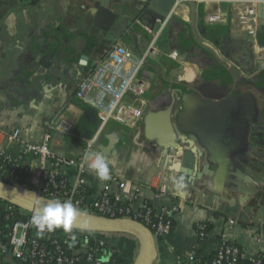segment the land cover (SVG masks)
<instances>
[{
  "label": "crops",
  "instance_id": "crops-1",
  "mask_svg": "<svg viewBox=\"0 0 264 264\" xmlns=\"http://www.w3.org/2000/svg\"><path fill=\"white\" fill-rule=\"evenodd\" d=\"M151 2L0 0V154H21L20 144L9 139L15 128L27 129L26 140L41 142L49 122L64 114L74 122V132L53 130L50 145L73 160L65 174L71 185L84 178L87 201L99 198L105 180L88 168L85 157L102 152L120 182L113 183V190L126 197L128 184L138 185L156 205H180L172 232L156 239L153 264H204L223 235L246 258L264 254V171L237 166L239 157L264 164V150L248 140L250 122L264 124V25L254 24L250 33L240 17L247 4L183 0L175 5L155 55L140 73L149 86L143 120L134 128L110 121L86 153L99 120L77 98V88L117 40L138 53L136 42L141 53L150 46L151 32L161 22L156 20L152 29L142 19ZM98 4L116 17L102 21L105 30L95 20ZM112 30L123 36L114 39ZM171 138L173 152L167 146ZM255 149L257 156L250 153ZM24 164L28 174L11 183L31 189L41 173L40 161L31 155ZM180 175L184 185L178 189L174 177ZM162 182L170 192L155 198ZM201 222L210 224L205 239L196 228ZM99 233L125 264L135 262L140 248L135 236Z\"/></svg>",
  "mask_w": 264,
  "mask_h": 264
},
{
  "label": "built area",
  "instance_id": "built-area-1",
  "mask_svg": "<svg viewBox=\"0 0 264 264\" xmlns=\"http://www.w3.org/2000/svg\"><path fill=\"white\" fill-rule=\"evenodd\" d=\"M180 1L183 0H176L175 5ZM228 1L247 4V9L241 12L240 17L244 24L251 27L250 33H255L254 24L264 25V0ZM166 21L167 18L160 22L157 30L151 32L150 46L142 53H138L121 40L114 42L107 54L96 60L93 70L80 82L76 96L96 110L99 120L95 135L88 140L86 153L90 152L92 145L110 121L134 128L143 120L147 103L143 96L149 86L146 80L140 78V73L147 58L156 53V42L163 32ZM211 21L217 22L218 16L212 17ZM171 56H174V53ZM136 99H142V104L136 103ZM74 128V122L64 114L55 116L49 122V130L45 132L41 142L26 140L23 132L27 129L15 128L9 134V139L20 144L21 154L18 157L0 154V157H5L8 161V165L2 167L7 174L17 173L14 178L16 179L21 172L18 170V162L23 155L37 156L41 173L30 190L38 196L48 200L71 201L78 210L88 213L112 218H132L146 225L155 239L169 235L173 230L180 205H156L152 199L143 195L142 187L138 185L128 184L130 191L128 196L124 197L112 189L113 183L119 180L110 172L101 195L93 201H87L83 195L81 187L85 183L84 178H80L76 184H70L65 168L71 166L73 160L58 153L50 144L53 130L70 135ZM121 185L124 186V183ZM169 192V184L162 182L157 186L154 196L160 198ZM5 206L8 211L6 218L12 221L5 239H2L4 231L0 222V264H97L101 256L109 253L111 259L108 264H115L114 255L117 252L106 246L107 242L100 238L99 232L77 228L65 232L62 228H57L38 235L36 227L31 223L33 212L8 202ZM208 224L201 222L196 225L201 239H205L208 234ZM72 236H75L74 243ZM5 256H10L12 261H6ZM204 264H264V254L259 253L246 258L242 248L223 235L213 258Z\"/></svg>",
  "mask_w": 264,
  "mask_h": 264
},
{
  "label": "water",
  "instance_id": "water-1",
  "mask_svg": "<svg viewBox=\"0 0 264 264\" xmlns=\"http://www.w3.org/2000/svg\"><path fill=\"white\" fill-rule=\"evenodd\" d=\"M176 0H152V2L148 5L145 15L146 17H142V19L149 24L150 28H155L156 20H165L171 10L173 9ZM97 6V5H96ZM112 14V10L109 7L102 6L98 4V13L96 15V23L101 28L102 21L110 22L112 19H115V16H109ZM109 20V21H108ZM160 24L156 26V30L159 28ZM103 29H107L103 27ZM110 34L115 37H122L123 32H116L114 30L110 31ZM136 49L141 53L137 46V42L135 44ZM43 52L45 50H42ZM54 51V50H53ZM54 52L52 53V56ZM44 65L45 62L43 61ZM209 105H214V103L210 102ZM87 110H90L93 114L94 121L97 123L98 114L96 110L92 107H86ZM167 123V120H165ZM249 137L248 140L252 144L254 143L257 147L264 150V124L259 122H250L249 127ZM91 131H88V134ZM260 136L261 138H256L255 136ZM169 150L172 152L175 149L176 142L173 138H171V142L169 145ZM255 147V146H254ZM255 147V148H257ZM250 153H253V156H257L258 150L256 149ZM251 166L253 170L257 172L264 171V164H253L249 161L243 160L239 157V167ZM0 199L6 201L8 203L14 204L17 207H20L24 210L34 212L42 203H46L50 200L38 196L36 193L31 191L30 189H24L14 185L13 183L4 181L0 179ZM80 214L77 217V220L74 223L72 228L82 229L86 231H94V232H103V233H127L135 236L140 243V248L138 255L133 264H153L156 257V239L152 233V231L143 223L134 220L132 218L125 217H106L103 215L88 213L79 210Z\"/></svg>",
  "mask_w": 264,
  "mask_h": 264
},
{
  "label": "clouds",
  "instance_id": "clouds-1",
  "mask_svg": "<svg viewBox=\"0 0 264 264\" xmlns=\"http://www.w3.org/2000/svg\"><path fill=\"white\" fill-rule=\"evenodd\" d=\"M88 168L95 171L97 177L101 180L109 178V160L102 152H95L86 155ZM173 171H178L174 168ZM176 187L182 188L184 185V176L174 177ZM80 212L76 206L68 200L52 199L42 203L31 215V223L36 227L37 234L42 235L45 231L51 232L57 228H62L65 232H70L74 226ZM73 243L75 236H72ZM71 246V245H70ZM111 254L101 256L97 264H108Z\"/></svg>",
  "mask_w": 264,
  "mask_h": 264
},
{
  "label": "trees",
  "instance_id": "trees-1",
  "mask_svg": "<svg viewBox=\"0 0 264 264\" xmlns=\"http://www.w3.org/2000/svg\"><path fill=\"white\" fill-rule=\"evenodd\" d=\"M27 156H24L19 160L18 162V170H21V172H19L18 177H22V176H26L28 174V171L26 170V166L24 164V161L26 160ZM8 165V161L7 159H5V157H0V178L3 179L4 181L7 182H11V179H14L17 176V173H9L7 174V172L4 170L5 168H3L2 166H6ZM7 176V177H5ZM6 201H3L0 199V222L3 228V234L4 236L2 237V239L6 238V234H8L9 230H10V224H11V219H7L6 215H7V210H6ZM210 228V224H208V230ZM106 246L111 247L113 249H115L113 246H111L110 244H106ZM116 250V249H115ZM117 252V251H116ZM214 255H212L210 258L204 259L203 263L209 262ZM114 259H115V264H125L124 262V258L123 256L119 255L118 252L115 253L114 255ZM5 260L6 261H12V258L10 256H5Z\"/></svg>",
  "mask_w": 264,
  "mask_h": 264
},
{
  "label": "flooded vegetation",
  "instance_id": "flooded-vegetation-1",
  "mask_svg": "<svg viewBox=\"0 0 264 264\" xmlns=\"http://www.w3.org/2000/svg\"><path fill=\"white\" fill-rule=\"evenodd\" d=\"M255 137H259V138H261L259 135H258V136H255Z\"/></svg>",
  "mask_w": 264,
  "mask_h": 264
},
{
  "label": "bare ground",
  "instance_id": "bare-ground-1",
  "mask_svg": "<svg viewBox=\"0 0 264 264\" xmlns=\"http://www.w3.org/2000/svg\"><path fill=\"white\" fill-rule=\"evenodd\" d=\"M246 6H247V5H246ZM246 6H245V8H244V9H247V8H246Z\"/></svg>",
  "mask_w": 264,
  "mask_h": 264
}]
</instances>
